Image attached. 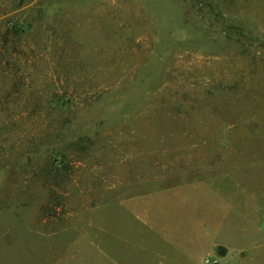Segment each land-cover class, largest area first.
<instances>
[{"label": "rangeland", "instance_id": "374dc122", "mask_svg": "<svg viewBox=\"0 0 264 264\" xmlns=\"http://www.w3.org/2000/svg\"><path fill=\"white\" fill-rule=\"evenodd\" d=\"M170 187L184 264H264V0H0V264H159Z\"/></svg>", "mask_w": 264, "mask_h": 264}, {"label": "crops", "instance_id": "0c3cea01", "mask_svg": "<svg viewBox=\"0 0 264 264\" xmlns=\"http://www.w3.org/2000/svg\"><path fill=\"white\" fill-rule=\"evenodd\" d=\"M249 115V113L247 114ZM249 119V117H247ZM259 119V117H258ZM245 120V118H243ZM180 192H182L184 195H180ZM212 191H202V188L198 187H170L165 189V192L158 195H150L146 197V202H149L151 205V210H149L148 213H144V217L139 218L137 220H134L135 223H139V225L145 226L154 236L155 238L152 239L150 242L151 245L147 247V249H150L153 251V254H160V263L159 264H184V259L186 257V254L184 253L185 249L182 247H175L171 246L173 243V240H177L179 242H182L180 240H186L184 236H180V238H174L172 234H181L183 235V232L181 231H170L164 229L166 226L171 225L175 223H179V227L186 226L184 221L181 220V217L179 215V210L174 209V205H192L194 203H198L199 207L200 205H210L212 203V197L209 196ZM195 193L196 196H193L192 194ZM189 196V197H188ZM166 211V213L169 215V218L166 221H163L162 215L164 214L163 211ZM151 213H153V216H151ZM161 214V215H160ZM160 215V216H157ZM182 215V213H181ZM174 221V222H173ZM168 224V225H167ZM181 224V225H180ZM163 229V230H161ZM156 236H161V239H156ZM172 236V237H170ZM194 240V239H191ZM124 245V244H123ZM198 243H192V248L196 247ZM201 245V243H200ZM125 246V245H124ZM189 248V249H192ZM158 249H171L175 251H178L176 254H169L166 251L165 252H157ZM167 254V255H166ZM170 255H178L180 258L176 261H173L172 258H170ZM166 257V258H165ZM109 258V264H126V262H122L120 259H116L115 257H108ZM150 258L148 256V262L149 264Z\"/></svg>", "mask_w": 264, "mask_h": 264}, {"label": "trees", "instance_id": "16d2710c", "mask_svg": "<svg viewBox=\"0 0 264 264\" xmlns=\"http://www.w3.org/2000/svg\"><path fill=\"white\" fill-rule=\"evenodd\" d=\"M21 3H22V2H21ZM21 3H20V4H21ZM14 30H17V31H18V29H15V27H14Z\"/></svg>", "mask_w": 264, "mask_h": 264}]
</instances>
